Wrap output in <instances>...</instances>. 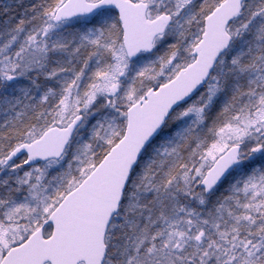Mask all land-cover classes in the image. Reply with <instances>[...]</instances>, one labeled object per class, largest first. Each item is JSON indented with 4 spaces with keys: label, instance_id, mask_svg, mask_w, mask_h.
I'll return each mask as SVG.
<instances>
[{
    "label": "snow or ice",
    "instance_id": "6c2138e0",
    "mask_svg": "<svg viewBox=\"0 0 264 264\" xmlns=\"http://www.w3.org/2000/svg\"><path fill=\"white\" fill-rule=\"evenodd\" d=\"M0 264H264V0H0Z\"/></svg>",
    "mask_w": 264,
    "mask_h": 264
}]
</instances>
